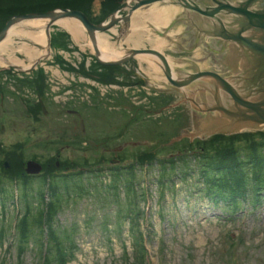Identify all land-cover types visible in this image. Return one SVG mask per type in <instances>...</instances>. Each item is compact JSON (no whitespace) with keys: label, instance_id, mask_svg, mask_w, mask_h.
<instances>
[{"label":"rangeland","instance_id":"374dc122","mask_svg":"<svg viewBox=\"0 0 264 264\" xmlns=\"http://www.w3.org/2000/svg\"><path fill=\"white\" fill-rule=\"evenodd\" d=\"M78 1L47 0L45 3L46 6H52L57 2L64 5L65 3L74 4ZM42 6L43 3L39 2L33 8L39 11ZM92 8L95 12L98 9V4L94 3ZM149 13V10L141 11L136 18V24L140 30L137 38L140 46L150 48L158 43L156 40L162 39L157 36V33H161L164 35V39H169L165 40L168 45L164 48V53L170 56L172 62H175L176 58L178 60L194 58L202 70L216 71L222 75L231 71L225 66L227 63L222 56L216 57L212 54L210 46H201L196 56L195 54L192 56L185 54L184 50H191L194 46V34H187L185 29L180 32V26H176L173 32L177 34L170 38L171 32H167L164 26L156 25L148 19ZM28 31L25 30L20 35L26 36ZM132 32L133 29L130 28L129 37L126 34H121L120 31L111 32L110 36V33L105 34L103 37L114 47L115 43L119 44L126 36L127 38L122 44H128ZM55 33L56 31H54ZM15 39L8 41L2 49H8L14 53L17 48L16 54L24 56L26 44L17 43ZM170 40L177 43L174 44V48L169 46L172 44ZM77 42L81 48L86 45L83 36H80ZM58 45L63 47L64 52L70 51V47L65 41L58 42ZM11 53L4 54L10 56ZM63 56L79 69L91 70L95 68L93 59L85 60L79 57L76 52ZM33 57L32 55L30 60H34ZM140 65L143 70L141 78L144 86L139 84L136 87H127V89L118 86L104 88L91 82L88 78H78L75 74L61 72L58 68L51 67L49 63L45 64L42 66L46 75L43 82L45 93L40 97L43 99L45 114L43 110L41 112L37 108L34 111L37 116L36 121L24 110L26 102L32 105L36 102V94L33 95L30 91H22V89L17 91L15 84L9 83L3 76L0 77V83L3 84L2 88L5 91L0 96L1 146L5 149H9L12 145L24 146L25 159L49 163L51 167L52 162L57 158L56 155L59 154L57 149L60 148V145L56 140L68 141V144L71 145L72 133L69 131L74 125V121L78 120L75 116L68 115L65 110L81 109L82 114L78 110L77 113L79 118H84L83 124L86 131L88 125L93 135L101 133V137L112 138L121 134L113 140H109L105 145V148L114 146L120 155L124 150L120 168H126L130 164L136 166L138 163H135V157L148 151L155 152L153 158L158 163L166 162L169 158L190 160L189 165L180 164L177 167L179 174L184 168V172H188L192 176L190 174L188 176L175 174L173 177L171 169L163 165H158L157 168L156 164L158 163H154L145 175L143 172L138 174L140 184L138 192H141V196H145L146 192L149 193H147L149 204L146 214H139L136 221L138 232H142V236H144V244L151 264H218V247L225 241L226 233L234 240L238 238L241 241L240 252L245 249L237 264H264V201L258 209L246 202L240 203V210L233 213L221 202H209L200 194L202 182L197 177L199 166H197V161H194L195 153H190L191 148L189 151L181 153L187 144L169 145L167 142L182 134L184 135L179 138L183 137L187 142L204 141L207 138V132L205 133L201 126L207 115L190 111L188 104L177 107L179 102L183 101L179 99L178 95H175L173 90L169 89L165 81L156 82L153 79L155 77L149 69V63L146 64V62L137 59L128 68L136 70L140 68ZM183 69L186 68L183 67ZM137 71L139 72V70ZM11 81L15 82L13 79ZM32 93L34 92L32 91ZM155 94L164 98L158 102H152ZM93 96L96 97L95 104L89 98ZM167 100L169 101L167 105L170 104V106L165 107ZM80 106L86 107L82 109ZM136 106L139 109H135ZM141 106L142 109H140ZM77 124L80 126V123ZM86 148L74 149V151L64 149L61 151L62 157L59 160L73 171L76 167L80 168V165L75 163L83 157H88L91 162L100 155L104 158L108 157V154H103L107 150L102 146L94 148L88 144ZM148 155H144L146 160H150ZM22 164L23 160L13 162V169L17 173L23 171ZM103 167L110 170L107 162L103 164ZM104 172L105 175L108 174L107 170ZM160 172L173 178L172 187L169 183L164 184L171 189L167 188L163 197L158 194ZM90 173L92 172H84L80 180L84 187H87L86 180ZM102 181H108L107 177L104 176ZM34 184L33 187L36 186V183ZM138 199V206L142 210L143 199L140 197ZM262 199H264V193ZM109 202L110 199H100L96 194H93L90 198L77 201L73 199L66 203V210L59 215L56 226L58 229L75 227L76 231L72 238L80 246L73 250L75 256L69 264L133 263L131 236L128 232V221H126V215L129 212L125 211L126 207L113 206ZM7 205V216L10 221L11 210L9 204ZM120 225L121 227H118ZM4 248L5 245L0 247V254L4 252ZM14 252L15 250L12 249L9 253L10 264L15 261ZM125 252L129 254V260L125 259ZM24 258L23 264L35 262L33 252L28 251Z\"/></svg>","mask_w":264,"mask_h":264},{"label":"trees","instance_id":"16d2710c","mask_svg":"<svg viewBox=\"0 0 264 264\" xmlns=\"http://www.w3.org/2000/svg\"><path fill=\"white\" fill-rule=\"evenodd\" d=\"M10 0H0V5L6 4L7 8L12 4L9 2ZM26 2L25 4H19V6H25L29 10H35L33 6H36L37 3H43L41 8L47 9L46 6L47 0H20ZM92 0H79L75 2L73 5L74 8H82L84 11ZM105 8H114L117 1L115 0H103ZM115 1V3H113ZM83 3V6H82ZM18 2H17V7ZM37 11V10H35ZM34 12V11H28ZM261 135H250L246 137H241L239 139H223L222 137L213 138V141L210 142H202L199 144L200 149L202 148L203 152L208 151L211 152V148H213V152L207 153L209 156L203 157V165L209 170H225L223 173V177L226 180V186H236L241 188L244 184L243 173L245 167L250 168L254 175V178L257 182L264 177V151L262 150L261 141H264L263 135L261 136V140L259 139ZM239 141V142H238ZM243 141V143H240ZM259 142V144H258ZM245 143V144H244ZM217 147V148H215ZM261 149V150H260ZM218 174V173H217Z\"/></svg>","mask_w":264,"mask_h":264},{"label":"bare ground","instance_id":"6f19581e","mask_svg":"<svg viewBox=\"0 0 264 264\" xmlns=\"http://www.w3.org/2000/svg\"><path fill=\"white\" fill-rule=\"evenodd\" d=\"M155 7L156 8H151L149 10L150 13L148 14L147 17L149 20L153 21L154 24L159 25V26H164L165 28L174 19V16H176L179 13V10H176L173 8H162V7L160 8L158 6H155ZM135 17L136 16L132 17L133 19H132L131 24L133 27V33L129 39L130 42H128V44L133 43V45H134V46H132L133 48H139L138 46H140V44H138L137 38L139 37V31L140 30H139V26L136 24ZM22 21L23 20H20L13 28L10 29V32H9L7 38L11 35L13 36L15 33L17 34L18 30H20L24 26L30 27L33 29H36L37 27H40V26L42 27L48 22V19H32V20H27L26 22H22ZM56 23H57L56 25L66 29L72 35V38L74 39V41H78L79 37L82 36L83 28L77 20L70 19V18H60V19H58V21ZM28 36L31 39L35 40V43L41 44V42L44 41L41 34L36 35V34L31 33V34H28ZM8 41H9V39H6L3 43H1L0 49H2L7 44ZM96 41L99 44L100 52L102 53V54L101 53L99 54L101 56V58L107 62L114 61V57L107 54L108 52H113V47L110 46L108 41L102 39V37L100 35H96ZM157 42L158 43L154 44L155 46H153V49H156L159 51H161L163 48H165L168 45V44H166V42L164 40H159ZM169 46H171V45H169ZM29 51H31V50L25 48L24 49V55L29 56L30 55ZM113 54L115 55V52H113ZM197 54H198V51L195 53V56ZM118 56H122V53L119 52ZM146 59H144V60H146ZM146 62L149 63L148 60H146ZM170 65L172 67L176 66V64L172 63V62H170ZM149 69L151 70L152 75L155 77L153 79L156 82L160 81L161 80L160 72L152 63H149ZM214 124L215 123H213V122H209L208 124L203 126L204 127L203 129H207L209 127H212Z\"/></svg>","mask_w":264,"mask_h":264},{"label":"water","instance_id":"95a60500","mask_svg":"<svg viewBox=\"0 0 264 264\" xmlns=\"http://www.w3.org/2000/svg\"><path fill=\"white\" fill-rule=\"evenodd\" d=\"M259 2V6L256 7L257 11H254L252 14L250 12H248L246 9L245 10H240L242 8L239 9H230V11H232V13H243L244 15L247 16V18H250V20L252 21L251 24L255 25L254 27L257 28L258 30H256L257 32H262L263 34V38H262V43L261 44H249L248 47L256 54L258 55L257 57H259V61L261 63V66L259 68V72L262 73L264 75V0H248V2L245 4L246 7H253V5H255L256 3ZM220 10H216L214 13L218 12ZM104 30V29H103ZM90 33L92 34V29H89ZM167 77L169 76V74H166ZM205 76L208 77H213V78H218L215 75L212 74H203ZM197 78V76H195L193 79ZM192 79V80H193ZM190 80V81H192ZM188 82L183 83L182 85H186ZM221 87L224 89V91H226L228 94H230V96L232 97V99L234 100L235 103L239 104L240 106H243L244 108L247 109V111H249L250 113L253 114V116L251 117H247L246 116V120H249L251 122L257 123V124H262L264 123V97L261 99V101L259 103H255V104H249L247 101H243L241 100L236 92L234 90H232L224 81H219ZM181 85V86H182Z\"/></svg>","mask_w":264,"mask_h":264}]
</instances>
